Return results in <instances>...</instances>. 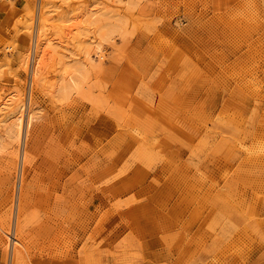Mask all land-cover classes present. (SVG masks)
<instances>
[{
    "label": "rangeland",
    "instance_id": "obj_1",
    "mask_svg": "<svg viewBox=\"0 0 264 264\" xmlns=\"http://www.w3.org/2000/svg\"><path fill=\"white\" fill-rule=\"evenodd\" d=\"M0 264H264V0H0Z\"/></svg>",
    "mask_w": 264,
    "mask_h": 264
},
{
    "label": "bare ground",
    "instance_id": "obj_2",
    "mask_svg": "<svg viewBox=\"0 0 264 264\" xmlns=\"http://www.w3.org/2000/svg\"><path fill=\"white\" fill-rule=\"evenodd\" d=\"M71 27H73V26H71ZM40 28L41 27L39 26V28L36 31L35 38H34V48H33V55H32V70H31V86H33L34 82L36 81L37 75L38 74L40 75V73L42 72V70L43 69H46V63H45V59H47V55H46L47 54L46 53V51H47L46 45H48L47 42L50 41V40L48 39V37H46V34L45 33L43 35V38H41L42 34H40ZM100 52L101 51L96 52V55H100L101 56ZM45 55H46V58H45ZM27 112H28L27 113V115H28V117H27V125L29 126V125L32 124V122L34 120V117H32L30 115V110L27 111ZM23 118H24V114L23 113H20L16 117L17 122L15 123V127H17L16 129H17V132L18 133L21 132V129H22V126H23L22 123H23V120H24ZM16 238H15V243H14V247H13V254H15V252L18 251V247H20V246H18V245H20L19 244L20 243V240L19 239H16Z\"/></svg>",
    "mask_w": 264,
    "mask_h": 264
}]
</instances>
